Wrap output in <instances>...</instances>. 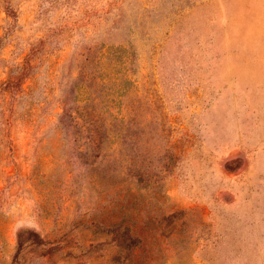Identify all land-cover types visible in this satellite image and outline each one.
<instances>
[{
  "label": "rangeland",
  "instance_id": "374dc122",
  "mask_svg": "<svg viewBox=\"0 0 264 264\" xmlns=\"http://www.w3.org/2000/svg\"><path fill=\"white\" fill-rule=\"evenodd\" d=\"M27 63L0 264H264V0H0V86Z\"/></svg>",
  "mask_w": 264,
  "mask_h": 264
},
{
  "label": "trees",
  "instance_id": "16d2710c",
  "mask_svg": "<svg viewBox=\"0 0 264 264\" xmlns=\"http://www.w3.org/2000/svg\"><path fill=\"white\" fill-rule=\"evenodd\" d=\"M7 12L12 15L13 18L16 17V14L14 10H12L9 6L7 7ZM33 67L31 64L27 63L24 67L20 68L18 71H16L15 74H12L11 77L5 81L1 86H0V148L2 146L3 142V130H2V125L4 123V103L5 100L2 99V93L4 92H9L12 94V99L14 102H22L27 97V93L23 88L24 81H26L29 77H31ZM68 116V118H71L75 120L76 117L73 116L71 111L68 109H65L64 114L62 115V118H65ZM98 133L94 130L92 131L91 136L89 139L92 141V144H94L95 147L99 146V137ZM2 162V155H1V149H0V164ZM71 189V197L75 199L76 204L78 205V208H80V203H81V198H80V188L82 187V184H79L78 186V181H75V177L73 176V172H70L68 175V188ZM79 188V189H78ZM94 224H100L102 226H107V218L105 216L98 218L96 220L95 218L92 220ZM111 248L117 247V240H113L111 242ZM130 250V249H129ZM133 255H138L139 252L136 249L132 250Z\"/></svg>",
  "mask_w": 264,
  "mask_h": 264
}]
</instances>
